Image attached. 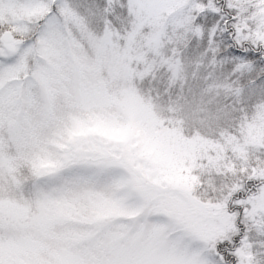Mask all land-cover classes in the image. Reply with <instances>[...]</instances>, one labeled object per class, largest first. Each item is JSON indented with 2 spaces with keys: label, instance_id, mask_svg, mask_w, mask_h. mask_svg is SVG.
<instances>
[{
  "label": "snow or ice",
  "instance_id": "6c2138e0",
  "mask_svg": "<svg viewBox=\"0 0 264 264\" xmlns=\"http://www.w3.org/2000/svg\"><path fill=\"white\" fill-rule=\"evenodd\" d=\"M0 264H264V0H0Z\"/></svg>",
  "mask_w": 264,
  "mask_h": 264
}]
</instances>
